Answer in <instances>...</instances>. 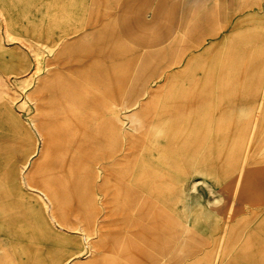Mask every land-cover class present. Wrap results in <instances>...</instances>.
<instances>
[{"label": "rangeland", "instance_id": "obj_1", "mask_svg": "<svg viewBox=\"0 0 264 264\" xmlns=\"http://www.w3.org/2000/svg\"><path fill=\"white\" fill-rule=\"evenodd\" d=\"M129 1L0 0L15 39L8 41L0 27V217L12 218L0 226V240L7 232L13 235L4 256L12 264H39L42 257L49 258V248H55L50 244L60 246L61 235L52 232L42 207L28 196L31 191L18 193L5 168H13L31 151L29 120L51 119L61 106V116L76 130L72 143L64 147L69 164L53 175L51 157L35 179L65 201L56 210L65 223L96 227L106 224L114 208L126 213L127 241L120 245L132 255L106 254L107 264H264V0H135L136 11L124 14ZM139 28L156 39L129 41L128 32ZM40 56L48 59L46 69L30 81L29 69L36 68ZM23 93L37 103L35 110L22 105ZM241 97L256 99L253 105L231 104ZM171 98L201 99L204 112L197 120L205 116V125L196 130L195 111L175 115L189 113L190 139L185 145L182 138L173 144L160 139L154 145L151 123L161 119L156 112L162 115L166 108L147 103ZM135 100L142 105L130 106ZM122 112L128 115V134L116 132L115 144L109 138L110 125ZM200 130L205 131L201 146L195 143ZM112 143L117 151L124 145L132 150L126 160L129 176L143 160L148 167L140 169L149 182L144 180L142 187L158 184L161 193L172 194L174 205L185 193L180 180H186L188 205L202 210L194 230L210 236L198 252L171 257L140 252L145 246H165L142 231L139 215L144 206L135 196L108 203L112 174H118L117 189H124L120 172L111 169L107 159ZM204 164L209 171L216 165L225 180L215 190H209L205 174L198 173ZM126 191L136 192L130 184ZM178 214L175 207L176 218ZM199 240L177 237L168 246L188 251Z\"/></svg>", "mask_w": 264, "mask_h": 264}, {"label": "bare ground", "instance_id": "obj_2", "mask_svg": "<svg viewBox=\"0 0 264 264\" xmlns=\"http://www.w3.org/2000/svg\"><path fill=\"white\" fill-rule=\"evenodd\" d=\"M134 1L135 0H130L125 5V8H122V13L131 14L133 10L136 11L135 7H132ZM141 3L143 5L145 4L149 8L147 2ZM140 7L144 8L143 6ZM3 18V13L0 11V27H3V33L8 41L12 42L13 40H15L10 34V29H12V26L7 21V18ZM125 23L123 22V20L120 21V24L123 27L125 26ZM140 24L141 21H138L135 26L138 27ZM160 24L165 25L166 22L161 19ZM128 35L129 41L137 43L150 42L156 39L150 32H140V28L138 31H129ZM22 44H24V42H22ZM23 57H25L26 61L28 62V57ZM45 61L47 62L48 59L40 56L37 61L38 65L34 70L29 69L31 67L29 65L30 63L26 64L28 66L29 72H31L30 81L35 79V77L40 74V71H44V69H46L45 66H47V64H44ZM255 99L256 97H241V99L239 98V100L232 99L231 104L236 105L245 102L249 105H253ZM159 101L160 100L155 101V99H150L147 103V105L150 103H154L155 107L161 106L162 108H166L164 109L165 111L162 115L156 112V118L159 119L160 116L161 119L154 120V122L151 123L152 130L154 131V134H152L154 136V145L156 140L157 142H159L160 139L173 144V140H176L177 138H182L181 141H183V145H185L188 139H190V130L188 129V123H190L191 120L190 122H188L190 117L189 113H187L188 115H185V117L180 118L175 117V115H181L183 113L186 114V111H189L190 113L195 111L196 118L193 123H195L196 130H198L201 125H205V116L200 117V119L197 120L198 115L201 116V114L204 112L202 108V105L204 103L201 99L196 101H189L186 99L171 98L165 99L160 102ZM25 104H29V111L35 110V108L38 107L37 103L32 97L23 93L22 105ZM141 105L142 101L135 100L131 103L130 106L140 107ZM150 105L153 107L152 104ZM123 107L125 109L129 106L124 105ZM57 108L58 111L56 115L51 119L49 117L43 118L42 120H40L41 123H39L38 119L29 120V124H27L28 127H26V133L28 140L31 143V151L27 155H25L24 159L17 162V164L13 168H5L7 176L9 175L10 178H13L14 183L20 189V191L18 189L17 192L23 193L24 196H26L28 194L27 191H31L32 194L29 193L28 196L35 198V201H37V203L42 207V212L46 221H48V223L52 226V232H56L61 235L62 239L59 241L60 246H57L56 243L50 244L51 247L55 248H49V258L42 257L41 260H38L39 264H107L108 262H106V260L108 256L106 257V254L112 253L117 257H119V255H123V257H127L129 254L132 255V252L128 250L126 246L120 245L122 242L127 241L128 232L125 230V228L126 222L129 218L125 215L126 213L119 214L117 209L114 208L110 212H108V215H106V217H108L106 224L104 225V223L100 222L96 227L65 223V220L62 219L61 216L58 217L56 215V210L59 208V206L61 207V204H66L65 201L62 200V202L61 197H59L57 193L50 194L48 186L43 185L40 187L38 185V181H36L35 175L38 174V172L42 168L43 163L46 162L49 158L53 157L55 161L54 165L56 166V169H54L52 165L50 168V170H52L53 172V175H55V172L56 175H59L62 172L61 168L64 166V164H69L66 160L67 154L66 151L64 152V147L72 143V137L75 135L76 130L72 128V126H74L71 123L72 121H66L61 116V106H58ZM127 120L128 115L123 114V112L121 114H116V117L111 121L110 125V141H112L113 139L112 142H115L116 144V132H119L122 136L128 134ZM182 120H186V124H183ZM200 134L196 137L195 143L198 141H200L201 143L204 140L205 131H201ZM20 139L21 143H23V139ZM67 140L69 142H67ZM176 142L179 141L177 140ZM203 142H205V140ZM203 142L202 144H200V146L204 144ZM115 148H117V146L113 145L112 143V147L107 159L111 161V169L120 172L121 179L124 183V189H117L115 181L118 178V174H112L111 176L113 180V189L110 193L111 196H108V203H111V201L116 202L119 198H129L131 196H135L139 202V205L141 202V205L144 206L141 215H139L141 220L139 226L146 234V236L153 240H156L155 242L163 243L165 246L164 248L159 249L145 246L144 249H139L140 252L148 256L169 255L170 257L175 253L188 255L198 252L202 244L206 243L208 241L207 238H209L210 236H202L196 233L194 230V228H196V226L200 225L201 223L202 210L195 204H192L191 207L188 205V203H190V199L189 196H187L186 180H180L179 187L185 193H182V195L179 197V199H177L174 205V197L172 196V194H170L168 190L165 194L161 193L158 184L148 189H144L142 187V182L144 180L147 179V182H149V179L146 178L148 177L147 173L145 174L143 172V170L147 169L148 166L146 163L142 162L143 160L139 161V165L143 168V170L140 169L139 166L138 170H135L133 175L129 176L126 167V160L132 150L126 145H124L123 148L122 146H120V149H118V151ZM54 151L56 152V155L51 156L50 152L54 153ZM202 153L203 152H201V154ZM37 154L38 156L36 158V161L30 164L31 158ZM29 165H31L30 168ZM119 166H122L121 170L118 169ZM71 167L72 166L69 165V167L67 168L68 173L72 172ZM208 167L209 166L204 164V166H200L199 170H197L198 173L205 174L204 178L208 180V185H210L209 190H215L222 185L224 179L222 180V174L219 172L216 165L210 167V171ZM186 177H189V175H186L185 178ZM169 179H172V175L170 174ZM127 184H130V186H132L136 190V192L130 194L128 191H126ZM140 185L141 187H138ZM180 204L183 206L180 207ZM96 205L99 206L98 203H96ZM175 207H178V218L175 217ZM246 212H248L249 214L252 213L248 209ZM11 221V215H9L7 218H5L4 216L0 217V226L6 223H12ZM176 222H178V232L176 230ZM70 231L77 232V234H73L72 236ZM204 232V234L207 233L206 231ZM195 236H199L200 240L199 242H197L196 247L193 246V248L186 249L188 251H183L180 249L172 251V249H170L168 246L177 237H181V239L184 240L187 239V237L193 239ZM12 237L13 235L10 232H7L5 236L1 237L0 244L2 245L0 247V264H12V260L4 256V253L6 252L5 247L7 243H9L8 239L12 244ZM130 238H132V235L128 239Z\"/></svg>", "mask_w": 264, "mask_h": 264}]
</instances>
